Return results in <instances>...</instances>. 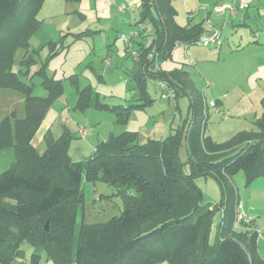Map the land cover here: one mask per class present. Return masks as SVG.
<instances>
[{"label":"trees","instance_id":"trees-1","mask_svg":"<svg viewBox=\"0 0 264 264\" xmlns=\"http://www.w3.org/2000/svg\"><path fill=\"white\" fill-rule=\"evenodd\" d=\"M45 1L0 0V91H16L24 101L21 117L12 112L0 121V151L23 150L0 173V261L10 264L22 257V246L28 243L34 248L28 264H42L43 254L55 264H264L255 224L249 230L233 228L241 202L234 176L244 171L248 185L264 179V97L256 130L223 143L213 141L204 131V95L190 73L162 69L176 47L197 44L203 26L179 25L173 0H141L139 23L150 25V31L140 30L134 37L140 38V58L133 57L130 76L138 99L126 108L111 107L87 87L79 91L77 107L111 111L117 115L116 123L125 126L131 111L145 110L154 101L149 80H162L175 90V97L193 96L188 129L186 125L171 129L166 137L144 143L138 132L111 133L84 161L70 156L67 132L59 139L48 134L46 151L39 154L32 141L49 108L63 96V80L50 78L42 65L35 73L47 96H35L36 76L28 75L35 58L27 52L21 69L13 67L17 52L29 49L42 24L37 15ZM51 49L50 57L55 46ZM157 64L160 71L154 73ZM184 139L186 162L179 158ZM203 176L219 181L222 198L216 205L202 202L196 180ZM84 180L115 188L124 201L122 213L102 224H86L82 218L77 229ZM217 213L219 234L211 246Z\"/></svg>","mask_w":264,"mask_h":264},{"label":"rangeland","instance_id":"rangeland-1","mask_svg":"<svg viewBox=\"0 0 264 264\" xmlns=\"http://www.w3.org/2000/svg\"><path fill=\"white\" fill-rule=\"evenodd\" d=\"M140 5L141 0H46L39 9L37 16L42 24L31 38L29 49L17 52L13 67L14 71L21 69V61L27 52L28 57L35 58L28 74L36 76L33 79L35 96H47L42 78L35 73L42 65L46 67L45 71L50 78L63 80V96L49 108L32 141L39 154L46 151L48 134L59 139L67 132L70 156L75 161H84L93 155L97 145L107 140L111 133L118 134L127 130L138 132L141 143H144L150 137H166L171 129L173 131L184 125L188 129L187 120L191 117L190 103L193 96L169 97L165 91L168 97L163 98L159 80L156 79L148 82L154 101L145 110L131 111L125 126L116 123L117 115L111 111L83 110L77 107L79 91L87 87L97 91L102 101L111 107L126 108L138 99L136 82L130 72L136 62L132 52L139 48L140 38H134L133 34L140 29ZM180 13L179 23H187L189 18L185 12L180 9ZM226 13L228 15L230 11L218 14ZM222 21L227 23L222 22V27L215 28L221 33L218 44L223 45V48L222 51L215 48L214 57L209 56V51H214L212 46L196 44L186 49L183 45L175 48L173 60L162 64L163 70L178 69L190 73L197 90L204 95L207 110L204 131L216 143L256 130L255 120L262 114L261 100L264 97V66L252 67L239 62V55L223 50L241 38L244 32L240 31L244 28L237 25L232 27L228 16ZM260 25L264 26V18ZM208 26L212 27L211 21L206 24V28ZM51 41L54 44L51 45ZM52 46H55V53L50 57ZM219 53L222 55L220 58ZM28 75H22V79L27 81ZM216 102L217 107L214 106ZM23 109L24 101L20 93L0 91V121L12 112L21 117ZM221 113L228 118L224 120ZM80 129L86 130V137L78 132ZM19 150L23 152L20 147L16 152L0 151V173L9 167ZM187 157L188 148L184 139L179 158L186 162ZM188 169L185 167L186 173ZM233 180L236 189L242 186V195L247 194L252 183V186L260 183L264 192V179L258 178L248 185L244 171L238 172ZM196 182L202 189L203 204L216 205L221 201L222 192L217 178L203 176ZM81 189L83 212L78 218L77 229L82 218L86 224H102L122 213V196L106 182L84 180ZM243 201L248 202L247 196ZM220 221L221 214L217 213L211 227V246L217 243ZM261 231L263 235L264 229ZM22 249L24 255L10 264H28L34 248L25 243ZM0 264L3 263L0 261ZM42 264L55 263L47 260L46 254H43Z\"/></svg>","mask_w":264,"mask_h":264},{"label":"crops","instance_id":"crops-1","mask_svg":"<svg viewBox=\"0 0 264 264\" xmlns=\"http://www.w3.org/2000/svg\"><path fill=\"white\" fill-rule=\"evenodd\" d=\"M226 2L234 3V6L248 4L249 7L247 9L238 10V12L234 15L231 14V12L228 15L227 13L226 15L218 14L219 12H217L216 8L228 4ZM173 5L177 11L176 20L179 25L192 27L194 25L201 24L204 28L203 34L212 33V28L215 30L216 26L219 28L222 27V22L227 23V21H222V19L228 16V18L231 19V26L234 27L237 25L243 27L244 30L240 32L244 33L241 35V38L234 40L231 42L229 47H226L223 50H226V52L230 51L232 55H239V62H244L252 67L264 66V26L260 25V21L264 18V0H173ZM179 8L183 10L187 18H189L185 24H181L178 21L179 16H181ZM209 21L212 22V27L208 26V28H206V24ZM209 25L211 26L210 23ZM221 30L223 29L221 28ZM211 48L214 50L209 51V56L212 58L215 55V48H219V50L222 51L223 45H212ZM221 56V53H219V58ZM170 60H173V56ZM214 60H210V62H214ZM154 138L157 137H150L149 139ZM252 185L250 186L251 188L247 189V194L242 195L241 185H238L239 187H237V191L239 199L243 202L247 212L254 217V224L256 228L261 231L264 229V192L262 191L260 183L256 186ZM246 196L248 198V202L245 201L244 203L243 198L246 200ZM258 250L261 258L264 260V232L258 239Z\"/></svg>","mask_w":264,"mask_h":264},{"label":"built area","instance_id":"built-area-1","mask_svg":"<svg viewBox=\"0 0 264 264\" xmlns=\"http://www.w3.org/2000/svg\"><path fill=\"white\" fill-rule=\"evenodd\" d=\"M249 5L248 4H243L241 6H234V5H230V4H226V5H222L220 7H217L216 10L217 12L221 13L222 11H230L231 14H236L238 12V10H242L245 8H248ZM122 9V8H121ZM139 30H137L134 34L133 37H138L140 30L142 31H150V25H145V24H140L139 25ZM220 36L221 33L218 30H212V33L210 34H203L200 36V38L197 41L198 45H203V46H212V45H218V42L220 40ZM186 49H188L189 46H185ZM133 57L136 60H139L140 58V54L138 51H133L132 52ZM154 58V54H150L149 55V59L153 60ZM160 71V66L157 64L155 66V70L154 73H157ZM159 87L162 89V95L163 98L166 97H175L176 93L174 89H171L168 85L167 82L159 80ZM165 91H167L169 93L168 96L165 95ZM214 106L217 107L216 103L214 104ZM222 114V113H221ZM224 119H227L225 114H222ZM80 134L85 137L86 136V130L84 129H80ZM254 225V218L251 214H249L247 212V210L245 209L244 205L242 202H239L237 205V209H236V218L233 224V228L235 230H249L251 226ZM254 230H256L254 228ZM256 232L258 233V239L262 236L261 232L257 229Z\"/></svg>","mask_w":264,"mask_h":264}]
</instances>
